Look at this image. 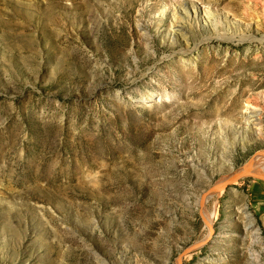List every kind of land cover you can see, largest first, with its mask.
Segmentation results:
<instances>
[{"label":"rangeland","instance_id":"rangeland-1","mask_svg":"<svg viewBox=\"0 0 264 264\" xmlns=\"http://www.w3.org/2000/svg\"><path fill=\"white\" fill-rule=\"evenodd\" d=\"M263 153L264 0H0V264H264Z\"/></svg>","mask_w":264,"mask_h":264},{"label":"bare ground","instance_id":"bare-ground-1","mask_svg":"<svg viewBox=\"0 0 264 264\" xmlns=\"http://www.w3.org/2000/svg\"><path fill=\"white\" fill-rule=\"evenodd\" d=\"M193 14H194V16H196V13L193 11ZM204 16H206V20L209 18V16H210V12L209 11H207V12H205L204 11ZM186 17V16H185ZM177 19H179L180 21H181V24H180V26L179 27H176V29L175 30H177L178 32L180 31H184V30H186L187 29V25H186V22L189 20L188 18H184V16L183 17H181V16H177ZM145 36V35H144ZM143 36V37H144ZM180 37H181V39L184 41V43H183V47H185L186 48V31H184L181 35H179ZM220 38V37H219ZM170 39H173V40H176L177 41V35H175V34H173L172 35V37L170 38ZM250 39V38H249ZM172 40V41H173ZM172 41H171V43H172ZM183 52V51H182ZM185 52V51H184ZM255 110H254V107L250 110V112H249V117H252V116H254L255 115ZM248 117V118H249ZM252 119H258V117H252ZM261 165H264V163H258V161H252V162H250L249 164H246V165H244L242 168H240V169H238L237 171H235L234 172V176L232 177V178H230L228 181H231V180H233L234 178H238L240 175H246V174H254V175H259V176H263L264 177V169L261 167ZM224 177H222L218 182H217V184L214 186V187H212V188H218V186L224 181ZM224 185V184H223ZM222 185V186H223ZM221 189V187H219L218 188V190H220ZM217 191V190H216ZM213 192L214 191H211V192H209L208 194H205V195H203L201 198H200V200H199V204L201 205V206H203V204H204V201H205V203L208 201H210L212 198H213ZM215 207H214V205H213V208H212V210L211 211H209V212H204L203 210H202V214H204V216H203V219H204V225H205V227H206V229H207V231H208V236H209V233H210V231H211V227H212V224H213V217H214V215H215V209H214ZM245 214V219H246V221H247V225H248V227L249 228H254V225H253V222H252V216L249 214V213H247V212H245L244 213ZM207 237V235L205 236V238ZM205 238L202 240V242L205 240ZM202 242H200V243H197V244H201Z\"/></svg>","mask_w":264,"mask_h":264},{"label":"water","instance_id":"water-1","mask_svg":"<svg viewBox=\"0 0 264 264\" xmlns=\"http://www.w3.org/2000/svg\"><path fill=\"white\" fill-rule=\"evenodd\" d=\"M263 154H264V153H263ZM246 164H247V163H246ZM216 190H218V188H211V189L208 190V192L216 191Z\"/></svg>","mask_w":264,"mask_h":264}]
</instances>
